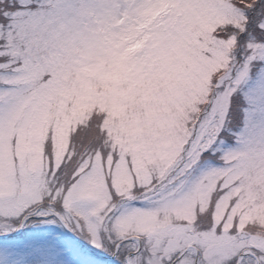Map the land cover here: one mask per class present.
<instances>
[{
	"label": "snow or ice",
	"instance_id": "1",
	"mask_svg": "<svg viewBox=\"0 0 264 264\" xmlns=\"http://www.w3.org/2000/svg\"><path fill=\"white\" fill-rule=\"evenodd\" d=\"M0 264H264V0H0Z\"/></svg>",
	"mask_w": 264,
	"mask_h": 264
}]
</instances>
